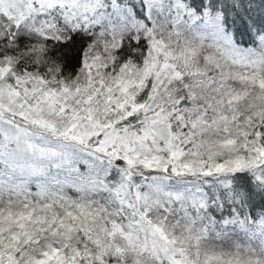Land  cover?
<instances>
[{"label":"snow or ice","instance_id":"snow-or-ice-1","mask_svg":"<svg viewBox=\"0 0 264 264\" xmlns=\"http://www.w3.org/2000/svg\"><path fill=\"white\" fill-rule=\"evenodd\" d=\"M0 264H264V0H0Z\"/></svg>","mask_w":264,"mask_h":264}]
</instances>
